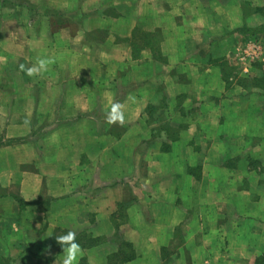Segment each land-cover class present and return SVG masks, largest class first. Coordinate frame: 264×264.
Returning a JSON list of instances; mask_svg holds the SVG:
<instances>
[{
  "label": "crops",
  "instance_id": "1",
  "mask_svg": "<svg viewBox=\"0 0 264 264\" xmlns=\"http://www.w3.org/2000/svg\"><path fill=\"white\" fill-rule=\"evenodd\" d=\"M261 39L264 0H0V264H256Z\"/></svg>",
  "mask_w": 264,
  "mask_h": 264
},
{
  "label": "trees",
  "instance_id": "2",
  "mask_svg": "<svg viewBox=\"0 0 264 264\" xmlns=\"http://www.w3.org/2000/svg\"><path fill=\"white\" fill-rule=\"evenodd\" d=\"M146 37H150L149 34L146 35ZM150 38H152V37H150ZM224 65H225V63H224ZM257 67L259 69L263 70V72H264V63L257 65ZM225 79H226V75H225ZM238 82L241 86H244V87L248 86V83H246V80H244V79H241ZM250 83L254 88H258L264 92V76L261 78H259V77L253 78L250 81ZM67 232L68 231H64V233H67ZM82 237H83V239H81V238L78 239L76 237V241L79 243L80 247H82V248H93L95 246L100 245L105 240V239L102 240V238L94 239L92 237H89L88 235H85V236L82 235ZM114 239H115L114 243L116 245H118L119 251L116 254L109 257L108 264H126L127 262L132 261L135 258V254H134V250H133L132 245L122 241V238L120 236L119 231H117L115 233ZM59 250L63 251L61 246H60ZM256 264H264V256L257 259Z\"/></svg>",
  "mask_w": 264,
  "mask_h": 264
},
{
  "label": "clouds",
  "instance_id": "3",
  "mask_svg": "<svg viewBox=\"0 0 264 264\" xmlns=\"http://www.w3.org/2000/svg\"><path fill=\"white\" fill-rule=\"evenodd\" d=\"M54 63L51 59H41L38 61L39 68L28 69V75H32L34 72L40 70H46L47 66ZM23 65L21 68L23 69ZM121 105L116 103L111 106V111L108 114V123H115L116 121L123 122L124 116L121 111ZM57 243L63 249V260L62 264H76L79 256L81 255V248L79 243L76 241V233L68 231L66 234L56 237Z\"/></svg>",
  "mask_w": 264,
  "mask_h": 264
},
{
  "label": "rangeland",
  "instance_id": "4",
  "mask_svg": "<svg viewBox=\"0 0 264 264\" xmlns=\"http://www.w3.org/2000/svg\"><path fill=\"white\" fill-rule=\"evenodd\" d=\"M262 41H263V43H264V40L263 39H261ZM262 41H260L261 42V44L263 45V43H262ZM264 46V45H263ZM262 59H264V57H262ZM264 60H261V62H263ZM264 63V62H263ZM250 76H252V75H250Z\"/></svg>",
  "mask_w": 264,
  "mask_h": 264
}]
</instances>
